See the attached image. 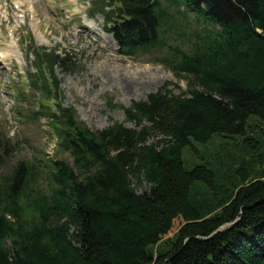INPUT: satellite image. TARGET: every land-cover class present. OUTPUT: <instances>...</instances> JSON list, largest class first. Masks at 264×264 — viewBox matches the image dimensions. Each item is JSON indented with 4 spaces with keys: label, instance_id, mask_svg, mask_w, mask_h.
Listing matches in <instances>:
<instances>
[{
    "label": "trees",
    "instance_id": "trees-1",
    "mask_svg": "<svg viewBox=\"0 0 264 264\" xmlns=\"http://www.w3.org/2000/svg\"><path fill=\"white\" fill-rule=\"evenodd\" d=\"M116 1L123 53L166 50L188 93L122 106L136 127L54 114L74 166L51 162L45 192L34 163L0 184V264H264V0ZM217 137L226 157L190 166Z\"/></svg>",
    "mask_w": 264,
    "mask_h": 264
},
{
    "label": "rangeland",
    "instance_id": "rangeland-1",
    "mask_svg": "<svg viewBox=\"0 0 264 264\" xmlns=\"http://www.w3.org/2000/svg\"><path fill=\"white\" fill-rule=\"evenodd\" d=\"M56 6L57 15L46 9L45 27L41 28L42 39L47 44L42 45L35 39V46H46L48 50L57 48L62 56L64 52L71 55V59L57 65L54 72L60 81L58 98L63 106L76 110L75 116L79 123L91 130H100L107 128L113 121L125 122L126 117L121 108H109L108 101L111 99L114 104L127 108L133 101L146 99L147 95L162 88H167L173 95L188 93L187 75L177 77L159 61L151 60L144 54L121 55L113 37L105 32V20L102 17L97 16V20L88 22L79 16L76 24L82 28V33L75 36V24L66 28L58 23L59 18L71 23L64 3L56 0ZM17 82L16 77H7L5 89L0 93V135L10 132L11 136L8 137L11 140L7 143L9 148H0V184L9 186L10 182L4 181L18 167L34 163L38 166L35 169L38 171L35 186L45 192L50 186L47 172L51 162L66 161L74 166V158L65 147H58L59 138L50 126L48 114H41L42 111H48L43 105L42 96L38 97L32 91L20 98L17 106L12 90ZM50 94L53 92L47 93ZM52 103L50 106L53 108ZM45 105L47 106L46 103ZM38 111L40 113L37 117L34 112ZM126 125L136 127L130 121ZM260 128L264 130V124ZM3 138L7 139L6 136ZM223 143L217 137L206 146L196 145L198 151L185 149L188 150L185 152L188 163L192 167L200 165L204 162L201 155H205V161L212 163L224 159L229 149L227 146L223 148ZM248 157L245 160H250ZM239 159H243L241 155H237L235 161ZM150 186L151 184L145 183L139 192L149 190ZM28 193L32 191L27 189ZM175 232L172 231L166 238H173ZM158 246L162 248L163 243Z\"/></svg>",
    "mask_w": 264,
    "mask_h": 264
},
{
    "label": "bare ground",
    "instance_id": "bare-ground-1",
    "mask_svg": "<svg viewBox=\"0 0 264 264\" xmlns=\"http://www.w3.org/2000/svg\"><path fill=\"white\" fill-rule=\"evenodd\" d=\"M229 225H231V224H224L223 226H221V227H223V229H225L227 226H229ZM222 229V230H223Z\"/></svg>",
    "mask_w": 264,
    "mask_h": 264
}]
</instances>
